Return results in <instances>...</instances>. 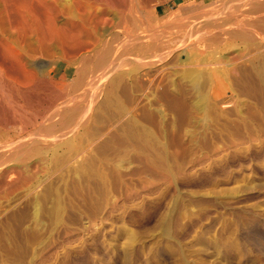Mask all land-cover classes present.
Wrapping results in <instances>:
<instances>
[{"label": "rangeland", "instance_id": "1", "mask_svg": "<svg viewBox=\"0 0 264 264\" xmlns=\"http://www.w3.org/2000/svg\"><path fill=\"white\" fill-rule=\"evenodd\" d=\"M159 1L161 2L157 7L159 14L180 11L183 16L190 11L179 10L180 5L186 7L194 0ZM152 2V4L156 3L155 0ZM219 4L220 1L216 0L210 6ZM246 8L241 6L239 9L243 11ZM177 34H180V37H190L188 41L193 42L198 35L184 30L178 31ZM176 39L169 35L163 37V40L169 43L162 49L153 51L155 56V53L159 55L156 56L158 58L156 61L137 66L131 58L128 59V64L119 66L121 67L119 70L123 69L126 73L128 81L126 87L120 89L119 96L124 106L131 110L122 119L127 118L130 112H134L133 114L141 123L143 122L142 124L149 125L144 111L150 109L155 114L153 115L158 121L155 127L159 129V139L168 155L167 164L171 175L154 173L145 168L144 163L138 159L123 160L119 164L120 180L112 185L110 193L98 200L95 208L89 205L88 208H84L79 205L78 196L74 193L70 195L67 191L65 193L62 189L65 188L64 183L67 181L75 182L74 174L67 172L65 179L66 172L61 169L44 177L43 172L38 170V173L46 178V182L51 181L50 185L47 182L51 190L68 193V197L65 195L66 199H71L74 206L65 214L64 218L68 221L65 220L66 225L64 223V233L60 240H56L54 234L47 232L41 243L34 242L33 246L28 247L23 257L26 264H64V262L68 263V256L75 253L80 254L77 264H264V93L258 90H248L240 94L235 92L236 78L228 73V69L233 64L244 62L242 57L239 58V54L243 52L239 42L222 43L218 47L208 48L204 45L197 46V43L183 46L176 42ZM201 52H205L209 59L191 61L186 58L188 53L198 55ZM60 63L58 59L57 62L52 61L51 66L60 67ZM5 67L3 74L8 73L12 76L14 72L11 73L12 70ZM198 67L204 76L208 74L210 77V80L203 83L208 93V96L203 98H200L202 95L197 91L196 84L188 73ZM137 70L139 72L143 70L145 75L140 76ZM72 71V67L64 69L65 78H56L48 84L50 88L45 87L41 91L42 100L46 101L44 105L55 102L57 104L61 96H68L69 91L72 93L70 83L76 77ZM15 75L12 77L15 78ZM89 80L90 78L86 77L77 90V92L82 90L81 96H84L86 102L82 97L80 101L84 106L89 103L94 89L88 88ZM0 85L2 94H0V103L5 102L7 106L4 103V109L0 104L2 107L0 139L4 142L8 140L7 148H11L14 146L11 144L18 143V139L19 142L22 139L28 140L35 127L42 121V117L40 115L34 117L32 112L36 113V108L30 101L21 98L20 86L1 77ZM159 90L163 95L158 93ZM96 91L98 90L93 94L95 97L92 105L97 109L101 105L99 102H102L104 93L100 90L98 94ZM63 93L65 94L62 95ZM160 95L165 97L162 98ZM176 96L185 99L186 110L180 108L177 103L171 102L170 98ZM21 104H26V107ZM23 108H27V111ZM4 110L11 112V117L9 112L5 113ZM101 118L102 122L95 125L98 131L101 129L99 132L106 131L111 126L112 130H118L117 117L106 113ZM12 121L16 122L12 124ZM6 127L12 129L8 130ZM4 142L0 141V143ZM48 146L52 148L43 153L44 157L53 148L60 153L66 150L64 146L53 147L51 144ZM38 156L31 155L26 159V163H37ZM15 157L6 160L8 163L1 162L0 168L3 165L17 163L18 157ZM73 162L69 164L75 165L76 163ZM54 174H56L55 178L58 177L55 181L52 177ZM7 178L9 179V176ZM200 181L202 184L199 183ZM53 185L55 187H52ZM1 204L3 200L0 199V208ZM48 204L50 205V202ZM46 223L47 228L53 224L51 221ZM44 245H47V248L44 249ZM130 248L132 249L129 250Z\"/></svg>", "mask_w": 264, "mask_h": 264}, {"label": "bare ground", "instance_id": "2", "mask_svg": "<svg viewBox=\"0 0 264 264\" xmlns=\"http://www.w3.org/2000/svg\"><path fill=\"white\" fill-rule=\"evenodd\" d=\"M152 1L0 0V77L20 86L18 89L21 91L19 93L21 98L30 101L31 105L36 108V113L32 112L34 117L36 115L42 117V121H39L40 125L38 124L37 127L34 125L35 131L28 140L21 138L22 141L19 142L20 139H18V143H12L11 145L14 146L7 148L8 140L4 142L0 139L1 142H4L0 143V164L4 161L7 162L6 160L15 157V155L18 157H15L17 163L7 164L6 167L3 165L0 168V199L3 200V204L4 200L6 202L4 205L1 204L0 208V264H26L23 257L28 247L33 246L34 242L41 243L47 232L51 235L54 234L56 240H60L64 233L65 220H67L64 218L65 214L74 206L71 199H66L69 196L68 193L78 196L79 205L82 207L88 208L87 205H89V207L95 208L98 205V200L107 196L112 185L120 180L119 164L121 161L138 159L144 163L145 168L154 173L171 175L170 167L167 164L168 155L159 139V129L155 127L158 124L155 114L150 109L144 111L149 125L142 124L143 122L141 123L133 114L134 110L127 118L122 119L131 110L124 106L119 96L120 89L125 88L128 83L126 73L123 69L119 70L121 68L119 66L128 64V59L132 58L137 66L158 60L156 56L159 57V55L155 53V56L153 51L162 49L169 43L163 40L166 35L173 36L174 39L177 38L175 41L183 46L197 43V46L204 45L214 48L222 43L239 42L243 50L239 54V58L242 57L244 62L233 64L228 69V73L236 78L235 92L240 94L248 90H258L264 93V0H218L220 1L218 6H210L216 0H194L186 7L180 5L179 10L190 11L183 16L180 11H167L161 15L157 8L161 2L155 0L156 3L152 4ZM241 6L247 8L241 11L239 9ZM182 30L198 34L195 42L188 41L190 37H180L182 32L179 35L177 32ZM186 58L191 61L209 59L205 52L198 53V55L188 53ZM58 59L61 66H51L52 61L56 60L57 62ZM5 66L12 70L11 73L16 74L13 73L15 78L8 73L3 74V71L6 70ZM68 67H72V72H74L72 74L76 75L70 83L71 89H73L72 93L67 89L68 96L59 94L61 97L59 101L57 99V104L55 102L44 105L46 101L42 100L41 91L45 87L50 88L48 84L55 81L56 78H65L64 72L66 71L63 72V70ZM188 73L195 82L197 91L202 95L200 98L208 96L203 83L210 80L209 75L204 76L200 67L190 70ZM143 74V70L139 72L140 76ZM86 77L90 78L87 84L88 88L94 89L93 93L91 92L92 95L89 94L91 97L88 95L89 103L87 101L88 104L84 106L80 101L82 90L81 92H77V90L80 89V83ZM225 88L227 89V87ZM95 90H98L96 91L98 94L100 90L104 93V98L101 96L102 102L97 100L101 103L97 109L92 105ZM159 91L158 93H163ZM59 93L62 92L59 91ZM9 94L7 96L10 97ZM162 95H160L162 98L165 97ZM164 95L167 94L164 93ZM170 99L173 104L177 103L180 108L187 109V104L182 96ZM4 103L0 104L3 106ZM3 108L5 109L4 106ZM168 108L170 107L168 106ZM25 110L27 111V108ZM106 113L117 117L118 130H112V126L103 132H99L101 129L99 131L96 129V123H100L101 116ZM10 115L11 112H9ZM28 115L30 114L28 113ZM160 115L162 116V114ZM12 127L14 128V126ZM12 127H6V129L10 130ZM21 128L23 129L22 126ZM1 135L3 136L2 133ZM98 139L101 141L97 142ZM49 144L53 147L64 146L66 150L60 153L53 148L44 157L43 153L52 148L48 146ZM33 154L39 155L37 163L27 164L26 159H29ZM71 161L76 164H69ZM231 164L233 163L231 162ZM61 169L65 170V175L68 172L76 176L75 182L64 183L65 188L62 189L64 192L67 191V194L52 191L49 186L51 181L50 183L47 181L48 185L44 178L49 173ZM38 170L43 172L44 177L38 173ZM66 177L67 175L65 179ZM73 178L75 179V177ZM79 209L81 208L79 207ZM78 213L80 212L78 211ZM48 221L53 223L49 228L46 223ZM46 242L48 245L49 241ZM46 246L44 245L43 248L45 249ZM102 251L104 252V250ZM85 252L87 251L85 250ZM68 257V263L64 262V264H77L80 254H70Z\"/></svg>", "mask_w": 264, "mask_h": 264}]
</instances>
